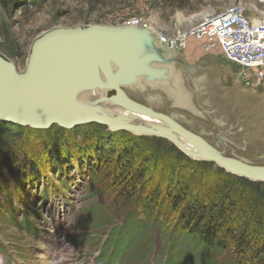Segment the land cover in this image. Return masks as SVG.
Here are the masks:
<instances>
[{"label":"rangeland","instance_id":"374dc122","mask_svg":"<svg viewBox=\"0 0 264 264\" xmlns=\"http://www.w3.org/2000/svg\"><path fill=\"white\" fill-rule=\"evenodd\" d=\"M238 3L264 13V0H0V56L24 72L34 43L56 28H118L141 17L165 34H190L208 9ZM149 40L137 38L135 54L128 47L116 62L128 96L225 156L264 166V88L218 45L207 52L189 35L178 57ZM150 57L159 60L141 68ZM177 150L185 154L167 139L98 123L40 131L0 123V264H264V237L243 255L234 242L213 253L181 239L184 206L164 202L180 180L197 170L195 199L234 186L218 164H188Z\"/></svg>","mask_w":264,"mask_h":264},{"label":"water","instance_id":"95a60500","mask_svg":"<svg viewBox=\"0 0 264 264\" xmlns=\"http://www.w3.org/2000/svg\"><path fill=\"white\" fill-rule=\"evenodd\" d=\"M130 30L142 29L126 26L53 29L34 43L24 72L0 56V123L36 130H49L53 126L73 129L92 123L111 127L116 120L81 113L73 106L74 94L82 86L84 76L100 58L118 106L126 112L165 122L175 133L194 144L198 152L189 155L171 138L156 132L152 136L167 139L194 161L214 162L238 177L264 183V166L225 156L173 116L145 108L128 96L112 60L122 52L124 33ZM120 125L123 130L136 128L121 122Z\"/></svg>","mask_w":264,"mask_h":264},{"label":"trees","instance_id":"16d2710c","mask_svg":"<svg viewBox=\"0 0 264 264\" xmlns=\"http://www.w3.org/2000/svg\"><path fill=\"white\" fill-rule=\"evenodd\" d=\"M179 153L188 164L211 163L194 161L185 154ZM197 176V170L184 176L179 182V190L170 191L168 201H164L171 210L181 209L184 206L183 224L179 229L181 239L187 238L204 251L213 253L228 250L230 244L234 242L238 254L243 255L253 241H259L264 237V183L227 173L224 175V180L234 187L230 189L227 185L226 188L221 189L216 196L219 200L209 198L207 194L203 196V199H195L191 197L189 185L195 184ZM158 197L159 195L154 199L157 200ZM161 208L165 209L163 206ZM145 214L149 216L148 212ZM120 237L121 241L119 240L117 245L122 243L125 237L124 232ZM116 254L111 256L106 254L105 257L108 256V260ZM169 260L168 263H170ZM107 264L111 263L108 261Z\"/></svg>","mask_w":264,"mask_h":264},{"label":"built area","instance_id":"2783aa9c","mask_svg":"<svg viewBox=\"0 0 264 264\" xmlns=\"http://www.w3.org/2000/svg\"><path fill=\"white\" fill-rule=\"evenodd\" d=\"M124 26L150 31L157 44L167 51L182 52L189 35L206 43L207 52L218 45L227 61L239 65L246 77L264 88V13L233 4L221 13L203 16L190 34H165L141 17L128 20Z\"/></svg>","mask_w":264,"mask_h":264},{"label":"bare ground","instance_id":"6f19581e","mask_svg":"<svg viewBox=\"0 0 264 264\" xmlns=\"http://www.w3.org/2000/svg\"><path fill=\"white\" fill-rule=\"evenodd\" d=\"M144 37H148L150 39L149 41L151 42L148 41L147 43L152 49V41H154L156 45L160 47V45L157 44L155 39L152 38L151 33L148 31L130 30L124 33L123 40L121 42L122 52L119 54L118 57L112 60L115 73H117L118 79L121 84L122 81L119 76V71H117L115 68L116 62L126 56L128 47L131 48L132 55H134L135 47L132 43H134L137 38L139 39ZM165 51L169 53L167 50ZM171 52L172 51H170V53ZM154 58H147V63L141 64L140 67L142 68L143 66L148 65L151 60H159L157 58ZM160 61L164 60L161 59ZM136 62H134L133 66H131L132 70L138 68ZM161 77H163V75ZM111 91L112 87L102 71L101 61L100 58H98L93 64L92 68H90L84 76L82 86L74 94L73 106L76 111L81 113H92L106 120H116V122L111 125V130L113 131L123 130L120 127L121 122L123 124H127L128 126L136 127L134 129H126V131L130 132L133 135L152 136L153 134H155L154 132H156L159 135L169 137L175 142H177V144L181 146V148L184 149L185 152L189 155H194L198 152V148L194 144L175 133L165 122L124 111L120 106L115 103V99L113 97H109V93Z\"/></svg>","mask_w":264,"mask_h":264},{"label":"crops","instance_id":"0c3cea01","mask_svg":"<svg viewBox=\"0 0 264 264\" xmlns=\"http://www.w3.org/2000/svg\"><path fill=\"white\" fill-rule=\"evenodd\" d=\"M209 12H210V10L208 9L207 13L209 14ZM203 16H204V15H203ZM203 16H202L200 19H202V18H203ZM160 49H162V50H163V48H162V47H160ZM163 51H164V50H163ZM175 53H178V55H177L178 57L180 56V55H179V53H180V52H175ZM177 56H176V57H177ZM176 57H175V58H176ZM175 58H174V59H175ZM170 60H171V58H170Z\"/></svg>","mask_w":264,"mask_h":264}]
</instances>
